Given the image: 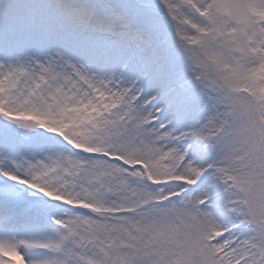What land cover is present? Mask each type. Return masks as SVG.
Wrapping results in <instances>:
<instances>
[{
	"label": "snow or ice",
	"instance_id": "snow-or-ice-1",
	"mask_svg": "<svg viewBox=\"0 0 264 264\" xmlns=\"http://www.w3.org/2000/svg\"><path fill=\"white\" fill-rule=\"evenodd\" d=\"M0 264H264V0H0Z\"/></svg>",
	"mask_w": 264,
	"mask_h": 264
}]
</instances>
